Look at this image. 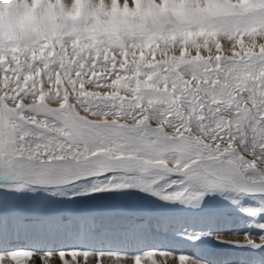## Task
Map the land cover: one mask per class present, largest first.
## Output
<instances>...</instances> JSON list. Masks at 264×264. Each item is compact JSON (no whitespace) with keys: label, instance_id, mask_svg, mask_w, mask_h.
I'll list each match as a JSON object with an SVG mask.
<instances>
[{"label":"snow or ice","instance_id":"1","mask_svg":"<svg viewBox=\"0 0 264 264\" xmlns=\"http://www.w3.org/2000/svg\"><path fill=\"white\" fill-rule=\"evenodd\" d=\"M0 264H264V0H0Z\"/></svg>","mask_w":264,"mask_h":264},{"label":"rangeland","instance_id":"2","mask_svg":"<svg viewBox=\"0 0 264 264\" xmlns=\"http://www.w3.org/2000/svg\"><path fill=\"white\" fill-rule=\"evenodd\" d=\"M216 215H229V216H235L234 214L230 213L226 208H224L223 205H214L213 206ZM95 210L100 211V206H95ZM190 223H194L197 227H206L207 224L205 222L201 221H189ZM229 228V227H228ZM233 228V227H230ZM234 229V228H233ZM173 247L177 250H183L192 252L195 255H201L206 258H226L231 255L230 251L228 249L220 248L215 245V243L208 244L203 246L201 249H192L188 248L187 245L183 244H174ZM158 260L164 259L163 257H157ZM169 260H171V257H169Z\"/></svg>","mask_w":264,"mask_h":264},{"label":"bare ground","instance_id":"3","mask_svg":"<svg viewBox=\"0 0 264 264\" xmlns=\"http://www.w3.org/2000/svg\"><path fill=\"white\" fill-rule=\"evenodd\" d=\"M216 226L222 227V228H228L233 227L236 228L238 226L243 225V221L238 220L235 216H229V215H216Z\"/></svg>","mask_w":264,"mask_h":264}]
</instances>
